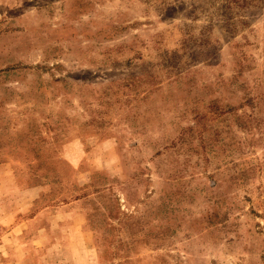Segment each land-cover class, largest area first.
Masks as SVG:
<instances>
[{
    "label": "rangeland",
    "instance_id": "rangeland-1",
    "mask_svg": "<svg viewBox=\"0 0 264 264\" xmlns=\"http://www.w3.org/2000/svg\"><path fill=\"white\" fill-rule=\"evenodd\" d=\"M0 264H264V0H0Z\"/></svg>",
    "mask_w": 264,
    "mask_h": 264
}]
</instances>
